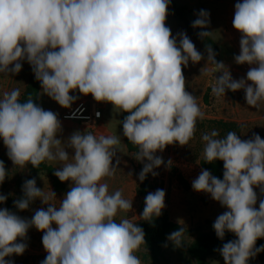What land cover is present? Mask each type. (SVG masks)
Masks as SVG:
<instances>
[{
	"label": "clouds",
	"instance_id": "clouds-1",
	"mask_svg": "<svg viewBox=\"0 0 264 264\" xmlns=\"http://www.w3.org/2000/svg\"><path fill=\"white\" fill-rule=\"evenodd\" d=\"M171 0H0V74H18L21 61L31 65L42 93L63 108H70L79 91L97 102L110 103L116 113H127L120 122L123 136L138 151L143 163V182L155 168L165 164L156 153L168 145H188L203 112L197 98L186 90L183 68L204 56L185 32L173 36L166 26ZM210 14L200 10L193 28L206 29ZM233 27L241 34L238 65L252 67L246 78L233 79L211 46L207 66L214 76L215 97L243 89L247 105L264 109V0H242L235 4ZM211 32L201 31L205 39ZM203 68V69H204ZM202 70V69H201ZM214 73H220L215 76ZM202 74V72H201ZM19 89L0 93V138L15 167L57 162L54 175L71 181L59 204L55 193L26 180L23 197L14 206L27 210L36 199L47 205L30 220L7 208L0 209V264H13L6 257L22 255L28 230L43 233L47 253L41 264H141L135 254L145 243L144 230L136 221L115 219L119 212L132 211V200L122 192H109L105 178L115 174L113 159L121 139L117 135H94L75 131L66 141L58 138L62 126L56 113L36 104L32 97L21 101ZM99 115V113H97ZM212 130L202 135L203 160L223 161V179L203 169L192 181L194 191L210 194L227 211L213 223L216 236L226 233L236 239L217 251L224 264H248L264 251L256 241L264 238V139L254 134L241 139L229 131L224 138ZM66 148L73 150L69 155ZM146 161V162H145ZM172 161L167 162L170 166ZM8 172L0 161V184ZM42 178V177H41ZM165 191L157 189L145 197L139 219L151 221L162 214ZM7 197L0 194V203ZM55 225V227H53ZM180 229L168 237L183 244Z\"/></svg>",
	"mask_w": 264,
	"mask_h": 264
},
{
	"label": "rangeland",
	"instance_id": "rangeland-1",
	"mask_svg": "<svg viewBox=\"0 0 264 264\" xmlns=\"http://www.w3.org/2000/svg\"><path fill=\"white\" fill-rule=\"evenodd\" d=\"M185 1L186 0H175V3L177 6H180ZM168 12L167 24L175 30L178 28L177 25L179 21L172 10L168 9ZM197 42L202 50H204L201 43L199 41ZM236 53V51L221 52V55H225L224 57L232 60ZM210 80L211 85L207 89V93L205 91L203 94L202 90V96L199 98L197 97V103L203 112V116L197 119L196 131L193 138L189 141L188 145L180 146L178 143H175L166 146L163 152L158 151L156 155L162 157L165 164L154 169V171L158 173L156 176L150 173L151 192H155L157 189H163L166 193L165 207L162 209V212H166L170 220L183 227V244L177 246L167 238L166 243L158 252H152L142 244L135 253L141 260V264H195L194 259L188 254L189 246L200 235L209 231L208 221H215L220 214L227 211L219 202L214 201L210 194L197 192L192 188V181L195 180L202 171L199 165L200 159L203 157L202 153L205 143L201 139L202 135L210 133L212 130H217L219 132L218 138H224L229 131H235L241 139H249L254 134H259L261 138L264 139V119L259 121V124L245 122L239 125L231 121L233 118H239L240 116L244 117L250 114L264 117V109L258 111L247 105L245 95L238 94L232 96L226 91L225 97H215L211 91L214 84V76L212 73ZM187 91H190V93L194 95V90L187 89ZM70 94L77 96V98L82 95L78 90ZM205 94H207V102L204 99ZM40 106L56 114L59 108V104L46 94L42 95ZM120 122L121 113H116L113 110V106L109 103V114L107 115L103 127H99L98 125L94 128H90L88 126L61 122L62 130L58 133V138L64 142L75 131L89 132L94 135H117L120 137V151L117 152V156L113 159L114 165H116L117 159L119 160V164L116 165L117 169L114 176L105 178V181L109 185L110 193L120 190L123 198L132 200V211L127 213L119 212L115 217L117 222L123 218H129L136 221L139 226L142 222L139 216L145 207V202H143V199L137 194L138 187L140 186L137 170L141 162H138L133 157L135 154L128 152L126 149L121 133L122 123ZM66 151H68L69 155L74 154L73 150L70 148H66ZM169 160L172 161V164L167 166ZM0 161L4 162L8 172L5 181L0 184V194L6 196V201H8L16 196L14 182L22 169L15 167L9 159L2 138H0ZM49 163L56 168L60 167L57 165V162ZM178 174L183 175L187 180L190 186L188 191H185L179 183L177 179ZM64 183L66 186L65 191L56 192L53 190L47 175L42 173L36 178L37 187L44 189L46 193H50L51 191L55 193V198L51 202L57 205L70 190L71 181H66ZM4 203H0V209L4 208ZM40 208L46 209L47 205L43 204L40 199H36L30 203L27 210H23L22 217L30 220L35 214V211ZM53 227H55V225H53ZM173 232L175 231L171 233ZM42 236L43 233L41 231H38L35 227H31L28 230L27 239L22 241L27 244L25 252L22 255H13L9 260L13 261V264H41L47 256L43 248ZM209 264H224L223 257L217 255L211 256L209 258ZM248 264H260V262L257 256H255L249 260Z\"/></svg>",
	"mask_w": 264,
	"mask_h": 264
},
{
	"label": "trees",
	"instance_id": "trees-1",
	"mask_svg": "<svg viewBox=\"0 0 264 264\" xmlns=\"http://www.w3.org/2000/svg\"><path fill=\"white\" fill-rule=\"evenodd\" d=\"M168 9L174 12L176 18L186 26V28L190 31L191 35L203 45L205 50L208 46H211L214 53L216 54L215 59L219 61L218 55L220 50L217 43L211 37V35L205 39H202L198 36V33L201 31L209 32V27H207L206 29L192 27V22L195 19H197L198 13L200 11H198L197 13H193L192 11L184 7H179L176 5L175 0H171ZM40 88H41L40 82L35 79L32 70L30 82L24 94L20 98L21 101H26L29 97H32L33 101L36 104H39L38 100H39ZM227 92L230 95H234L235 93L230 90ZM205 101L207 102V94L205 95ZM126 115L127 113H121V121L125 118ZM121 133L126 149L128 150V152L135 154L138 151V149L136 146L132 145L127 140L126 137L123 136V127L121 129ZM199 165L202 170L207 169L212 173V175L220 179H223V170H224L223 161L217 160L214 161L213 163H206L204 162L202 157L200 159ZM142 168H143V163L140 164L137 170L138 176ZM56 170L57 168L52 164H49L47 161L41 163L39 168H34L30 164L27 165L24 169L21 170L20 173H18V176L15 179L14 185L16 189V196L6 201L4 203V208H7L8 210L15 212L17 215L22 217L23 211L18 210L14 206V201L23 197L22 186L24 182L29 179H33V178L36 179L37 176L42 173L48 176L54 191L56 192L65 191L66 189L65 183L61 182L54 175V172ZM177 179L185 191H188L190 189V186L183 175L178 174ZM151 190H152V186H151L150 173H149L143 182L140 181V186L138 187L137 194L143 199V202H145V197L147 196L148 193L151 192ZM214 222L215 221H208L209 231L200 235L188 248V254L194 259L195 264H209V258L211 256L214 255L221 256L219 251H217V249L221 248L224 243H227L228 241L235 239V235L233 233H226L223 240L219 239L216 236L215 231L213 229ZM139 226L144 230L145 233L144 245L152 252H158L162 249V247L167 241L169 234L172 231H178L180 229H183L181 225L170 220L166 212H162V214L159 217H154L151 221L142 220ZM261 245H264V238H260L256 241V247H260ZM256 256L260 264H264V251L258 253ZM9 259L10 257L6 258V260Z\"/></svg>",
	"mask_w": 264,
	"mask_h": 264
},
{
	"label": "crops",
	"instance_id": "crops-1",
	"mask_svg": "<svg viewBox=\"0 0 264 264\" xmlns=\"http://www.w3.org/2000/svg\"><path fill=\"white\" fill-rule=\"evenodd\" d=\"M237 2H242V0H186L184 3H182V5L179 6V7H184L192 11L193 13H197L200 10H206L210 14L209 16L210 23L208 24L209 32H211V37L215 40V42L219 47L220 51L218 57H219V61L222 62H231L234 61V58L232 60L227 59V57H224L225 55L223 56L221 55V52L224 53L229 51H236L237 53L235 55H239L240 53L239 41L241 38V34L234 29L232 24L235 13V4ZM167 19H166V26L171 29L173 36H176L180 32H185L187 36L191 39V41L195 44L196 49L200 51L204 56V59L201 60L199 63L192 64L191 62H189L188 66L183 68V74L186 80V90L187 89L194 90L195 91L194 96H196V98L197 97L199 98L202 96V90H203V94L205 91L207 93V89L211 85V80H210L211 66L209 65L206 68H204L207 63L208 53L201 44L204 49L202 50L201 46H199L197 42L198 40L191 35L190 31L186 28V26L182 22L178 20L179 21L177 25L178 28L174 30L167 24ZM21 63H22V70L18 74H8V75L0 74V93L4 91H11L13 89H19L22 97L30 82L32 75V67L31 65H29V63L26 60L21 61ZM238 94L245 95L241 91H236L234 93V95H238ZM42 95H43L42 89L40 88L39 100H38L39 106L41 103ZM90 100L95 101L90 94L89 95L82 94L80 97H78L75 100L72 106L78 104L81 101H90ZM97 103L100 105V107H102L103 110L102 119L97 124V126L99 125V127H103L107 115L109 114V103L106 102H97ZM68 109L69 108H63L59 105L57 114L59 116L60 122L62 123L68 122L79 126H85L79 121L63 120L62 114ZM262 119H264V117L250 114L244 117L240 116L239 118H233L231 121H233L234 123H238L239 125H242V123L245 122H254L255 124H259L258 122L262 121ZM255 190L257 191V195H258V202L256 205V207L258 208L259 199H264V195L260 194L258 188Z\"/></svg>",
	"mask_w": 264,
	"mask_h": 264
},
{
	"label": "built area",
	"instance_id": "built-area-1",
	"mask_svg": "<svg viewBox=\"0 0 264 264\" xmlns=\"http://www.w3.org/2000/svg\"><path fill=\"white\" fill-rule=\"evenodd\" d=\"M227 68L230 70L233 79H241L246 78V73L249 70L250 65H238L234 61L231 62H223ZM220 73H218V76ZM244 93L243 89L238 90ZM245 94V93H244ZM99 113V115H97ZM103 116V110L100 105L93 101H81L78 104L70 107L67 111L62 114L63 120L69 121H79L83 125L88 126L90 128H94L100 122Z\"/></svg>",
	"mask_w": 264,
	"mask_h": 264
},
{
	"label": "water",
	"instance_id": "water-1",
	"mask_svg": "<svg viewBox=\"0 0 264 264\" xmlns=\"http://www.w3.org/2000/svg\"><path fill=\"white\" fill-rule=\"evenodd\" d=\"M215 76H218V73H215Z\"/></svg>",
	"mask_w": 264,
	"mask_h": 264
}]
</instances>
